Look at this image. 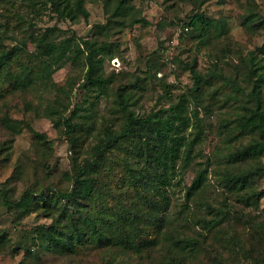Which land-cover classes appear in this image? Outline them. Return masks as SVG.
Masks as SVG:
<instances>
[{
    "label": "trees",
    "instance_id": "trees-1",
    "mask_svg": "<svg viewBox=\"0 0 264 264\" xmlns=\"http://www.w3.org/2000/svg\"><path fill=\"white\" fill-rule=\"evenodd\" d=\"M110 1L105 0V5ZM204 1L193 0L196 11L187 17L182 31L187 33L190 27L198 46H209L224 33L222 22L200 10ZM40 6L70 21L89 14L84 0H0V101L37 82H50L57 69L81 61L85 71L79 88L93 91L95 99L112 95L116 118L101 128L90 116L76 120L77 115L85 114L80 113L81 108L75 105L64 115L68 105L54 97L47 114L61 128L72 151L70 170L64 172L68 184L62 188L47 184L44 189L26 185L17 198L0 184L1 202L15 215L37 207L45 215L57 211L52 223L32 230L35 249L11 243L3 231L0 252L15 253L22 248L31 257L39 249L66 255L94 247L142 255L165 245V264H187L188 258L203 249L202 264H264V213L237 209L233 216L226 199L217 206L205 200L206 213L195 218L197 229L188 228L191 233L182 235L175 232V237H166L171 238L167 244L162 241L170 232L171 188L191 166L194 175L186 185L185 198L200 195L205 187L210 159L197 158L209 129L206 117L216 110L224 112L218 113L227 163L223 185L243 206L258 209L264 195V188L257 185L264 174V70L258 66L264 59V41L257 50L233 55L234 47L224 36L206 71L197 68L196 57L185 63L192 74L186 91L173 96L164 81L166 98L157 99L148 110L135 111L123 94L140 88L138 81L146 77H138L134 83H115L114 75L104 70L105 62L116 57L118 43L90 38L75 41L70 36H55L53 27L37 29L27 9L37 12ZM133 8L127 0H114L107 14L124 26H145L146 19L134 14ZM244 15L259 32L264 30V15L249 5ZM23 24L30 30L26 32ZM8 40L15 41L8 44ZM153 56L159 55L156 51L146 55L145 71L155 75L159 67L157 61L151 62ZM52 82L57 92L64 91ZM17 122L4 118L11 130ZM33 133L40 147H50L44 134ZM76 214L83 217L77 219ZM242 216L246 237L238 235L232 223ZM98 264L124 263L114 258Z\"/></svg>",
    "mask_w": 264,
    "mask_h": 264
},
{
    "label": "rangeland",
    "instance_id": "rangeland-1",
    "mask_svg": "<svg viewBox=\"0 0 264 264\" xmlns=\"http://www.w3.org/2000/svg\"><path fill=\"white\" fill-rule=\"evenodd\" d=\"M127 2L134 5V14L146 19L145 26L141 27L139 23L124 26L117 19L110 18L107 11L110 12L113 8L114 0L107 6L105 0H84L89 14L87 17H79L76 21L60 19L47 7L40 6L37 12L27 10L33 15L34 27L37 29L53 27L55 36H70L75 41L86 38L99 42L116 41L118 43L116 57L105 62V73L114 75L115 83L127 80L134 83L138 77H146L138 81L140 88H132L123 94L128 107L135 111L148 110L155 105L157 99L166 98L162 87L164 81L168 82V90L173 96L186 91L192 83V74L185 68V63L196 57L197 68L206 71L215 51H220L224 36H227L234 47L233 55L245 53L249 49L257 50L264 41V30L259 32L244 15L248 5L258 14L264 15V0H205L200 10L207 16L218 19L224 27V33L216 37L209 46H198L195 32H190V27L189 32H182L187 17L196 11L197 7L193 0H127ZM24 30L27 32L30 29L25 25ZM14 41L8 40V44ZM236 47L240 51H236ZM29 48H33L32 44H29ZM152 51L159 55L151 58V62H158L159 68L156 69L155 75L145 71L146 55ZM258 66L260 70H264V59ZM84 71L85 66L81 61L69 62L57 69L52 76L55 85H61L64 91L57 92L52 81L37 82L27 89L13 92L0 101V184L9 189L12 198L19 197L26 185L44 189L47 184L56 188L68 184L64 172L70 170L72 151L61 128L54 126L47 114V108L54 103L55 96L63 101V105H68L64 115H67L75 105L81 108L80 113L85 114L82 117L77 115L76 120L89 119L87 117L90 116L96 126L101 128L106 122L116 118L112 112L114 109L112 95L95 99L93 91L79 88L78 83L82 81ZM220 111L222 110H216L217 113L206 117L209 129L200 145L197 159L203 161L209 156L210 163L207 181L201 194L189 200L185 198L186 185L191 182L194 175L192 166L184 172L180 182L171 188L168 218L170 232H166L163 237L162 241H165V244L175 237L173 236L175 232L182 235L191 233L188 228L193 230V227L196 229L199 227L195 224V218L199 213H206L202 204L205 200L217 206L226 199L233 216L237 209H242L244 213H264V195L259 199L258 209H253L232 198V193L223 185L227 163L223 157L225 147L218 125V113L224 114ZM201 113L204 114L203 109ZM5 117L17 120L16 128L11 130L7 127L4 124ZM33 131L44 134L45 141L47 144L50 143V147H40ZM262 161L264 163V157ZM257 185L264 188V174L257 180ZM35 209L15 215L10 208L2 204L0 198V232L4 231L11 243L18 242L35 249L32 230L52 223L57 212L53 210L49 215H45L40 212V207ZM82 217V214L75 215L77 219ZM244 217L242 216V220L235 218L232 223L235 224L237 234L246 237L243 232ZM169 236L171 238L167 239ZM210 240L211 238L207 241ZM164 246L163 248L158 246L142 255L129 252L115 253L113 248L91 247L66 255L43 252L39 249L36 256L31 257L24 254V249L21 248L15 253L0 252V264H98L106 259L113 261L114 258L123 261L124 264H165L167 256ZM203 253L204 249L196 257L188 258L187 264H202L200 259Z\"/></svg>",
    "mask_w": 264,
    "mask_h": 264
}]
</instances>
